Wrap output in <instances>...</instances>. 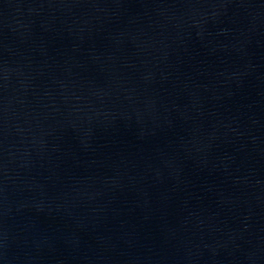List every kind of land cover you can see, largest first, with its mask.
<instances>
[{
	"label": "water",
	"instance_id": "water-1",
	"mask_svg": "<svg viewBox=\"0 0 264 264\" xmlns=\"http://www.w3.org/2000/svg\"><path fill=\"white\" fill-rule=\"evenodd\" d=\"M0 264H264V0H0Z\"/></svg>",
	"mask_w": 264,
	"mask_h": 264
}]
</instances>
